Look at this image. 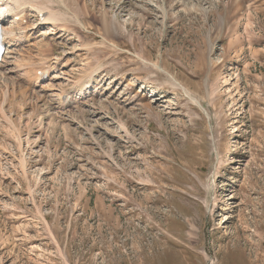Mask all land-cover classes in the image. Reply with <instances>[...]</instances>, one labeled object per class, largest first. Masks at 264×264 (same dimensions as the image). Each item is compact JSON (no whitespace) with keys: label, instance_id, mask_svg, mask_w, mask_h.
<instances>
[{"label":"rangeland","instance_id":"obj_1","mask_svg":"<svg viewBox=\"0 0 264 264\" xmlns=\"http://www.w3.org/2000/svg\"><path fill=\"white\" fill-rule=\"evenodd\" d=\"M23 3L0 264H264V0Z\"/></svg>","mask_w":264,"mask_h":264},{"label":"bare ground","instance_id":"obj_2","mask_svg":"<svg viewBox=\"0 0 264 264\" xmlns=\"http://www.w3.org/2000/svg\"><path fill=\"white\" fill-rule=\"evenodd\" d=\"M23 1H25V0H7V2H3L2 3V7L3 8H6V9H8V12H9V14L11 15V17H12V19H14L15 17H19L20 19H19V21L21 22V21H23L24 19H25V17L24 16H20V14H19V10L21 11V7H22V5L24 4L23 3ZM50 1V3L52 4V0H49ZM61 2V1H60ZM62 3V2H61ZM38 12V19H37V21H40V22H38L39 23V25L38 26H45V25H52V26H50V27H54L55 25H57V27H60L61 28V31L64 29L63 27L64 26H62V25H60L59 26V24H57L62 18H63V15L62 14H58V13H54V12H52L51 10H47V9H44V10H38L37 11ZM41 17H43V19H41ZM18 25V24H17ZM16 25V26H17ZM59 28V29H60ZM63 28V29H62ZM4 30H5V34H6V43H7V57H5L3 60H2V62L0 63V80L2 79V78H4L3 76L5 75V74H8V73H10V69L8 68V66L9 65H3L5 62H3L4 60H7V58H9V57H11V53H12V51L13 50H11V48H12V46L14 45V44H12V43H14V42H16L17 40H14V38H15V34H12V32L9 30V29H7V28H4ZM31 30H33V31H37L38 30V28H33V29H31ZM60 31V30H59ZM32 34V32L30 31V33H29V37L30 36H32L31 35ZM9 52H11V53H9ZM13 61V60H12ZM30 62V61H29ZM31 63V62H30ZM1 65H3V66H1ZM44 64L42 63L41 64V66H43ZM31 65H29V64H24L23 66H21V67H17L16 68V70H21L22 68H27V67H30ZM43 68V67H42ZM42 68H38V70L35 68L34 70L35 71H33V74L35 75L34 76V79H35V81L33 82V87L34 88H37L36 86H38V85H40L39 84V82H41V77H43V76H46L48 73H50V71L48 70V69H42ZM31 70V69H30ZM28 72V71H27ZM37 72H39L40 73V75H42V76H39V74H37ZM48 72V73H47ZM15 73V72H14ZM167 74V73H166ZM24 75V74H23ZM28 78V77H27ZM41 86V85H40ZM173 86L174 87H179L178 86V84L177 83H173ZM67 94V93H66ZM65 94V92H62V91H60V93H59V95H58V97L60 98V99H62V96H63V99L64 100H66V99H70L71 97L69 96V94H67L66 95ZM77 98V97H76ZM75 98V99H76ZM74 99V100H75ZM71 101H72V99H71ZM70 101V102H71Z\"/></svg>","mask_w":264,"mask_h":264}]
</instances>
